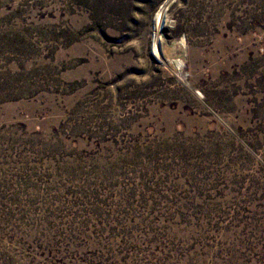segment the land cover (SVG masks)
I'll list each match as a JSON object with an SVG mask.
<instances>
[{
	"label": "rangeland",
	"instance_id": "rangeland-1",
	"mask_svg": "<svg viewBox=\"0 0 264 264\" xmlns=\"http://www.w3.org/2000/svg\"><path fill=\"white\" fill-rule=\"evenodd\" d=\"M0 264H264V0H0Z\"/></svg>",
	"mask_w": 264,
	"mask_h": 264
},
{
	"label": "bare ground",
	"instance_id": "bare-ground-1",
	"mask_svg": "<svg viewBox=\"0 0 264 264\" xmlns=\"http://www.w3.org/2000/svg\"><path fill=\"white\" fill-rule=\"evenodd\" d=\"M155 46H156V45H155ZM155 53H157V52H156V49H155Z\"/></svg>",
	"mask_w": 264,
	"mask_h": 264
}]
</instances>
